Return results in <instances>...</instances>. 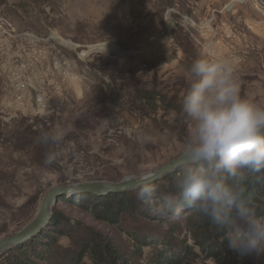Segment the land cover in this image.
<instances>
[{
  "label": "rangeland",
  "instance_id": "1",
  "mask_svg": "<svg viewBox=\"0 0 264 264\" xmlns=\"http://www.w3.org/2000/svg\"><path fill=\"white\" fill-rule=\"evenodd\" d=\"M0 21V240L28 224L53 187L119 183L181 156L191 126L181 99L195 58H238L241 94L264 103V0H0ZM58 131L60 142L38 141ZM182 168L154 181L156 211L125 213L117 224L82 205L112 193L60 195L22 245L48 264L33 258L44 245H73L52 235L59 220L65 232L111 241L123 264H149L163 243L193 247L189 209L178 217L163 205ZM192 250L193 264H214ZM243 254L264 264V253Z\"/></svg>",
  "mask_w": 264,
  "mask_h": 264
},
{
  "label": "clouds",
  "instance_id": "2",
  "mask_svg": "<svg viewBox=\"0 0 264 264\" xmlns=\"http://www.w3.org/2000/svg\"><path fill=\"white\" fill-rule=\"evenodd\" d=\"M238 63L236 57L201 56L187 66L181 99L191 121L181 148L187 163L163 205L191 208L201 222L224 232L232 251L264 253V214L244 199L248 182L264 184V103L241 94ZM64 135L43 133L38 141L55 144ZM136 198L156 211L158 185L142 182Z\"/></svg>",
  "mask_w": 264,
  "mask_h": 264
},
{
  "label": "trees",
  "instance_id": "3",
  "mask_svg": "<svg viewBox=\"0 0 264 264\" xmlns=\"http://www.w3.org/2000/svg\"><path fill=\"white\" fill-rule=\"evenodd\" d=\"M244 199L258 213L264 214V184L255 181L248 182ZM82 205L90 211L95 219L110 224H117L122 214L138 213L142 209L149 208L136 198V190L110 194L105 197L87 196L82 200ZM181 209L182 211L188 209L190 211L186 216V231L193 247L182 244L179 250L173 251L168 248V244L163 243V249L156 253L149 264H193L198 256L192 248H199L205 259H211L214 264H246L243 253L229 249L223 231L207 222H201L189 207L177 208L175 213H179L178 217L181 216ZM60 227L61 222L59 220L52 221L50 225L52 235L68 237L73 245L70 248L57 247L53 250L50 249L52 245L48 243L44 245L46 251L36 254L33 256L34 259L42 257L43 261L48 264H123L119 251L111 241L89 232L83 234L75 232L73 234L67 230V227L63 226L67 230L65 232ZM47 238L50 239V237ZM134 239L137 240V237L134 236ZM139 241L141 240H137V242ZM27 244L4 253L0 256V264H35L27 254V249L30 248ZM139 244L148 245L147 242H139ZM237 254L242 256L238 257Z\"/></svg>",
  "mask_w": 264,
  "mask_h": 264
},
{
  "label": "water",
  "instance_id": "4",
  "mask_svg": "<svg viewBox=\"0 0 264 264\" xmlns=\"http://www.w3.org/2000/svg\"><path fill=\"white\" fill-rule=\"evenodd\" d=\"M186 163L187 161L183 158V155H181L149 174L130 177L119 183L111 184L105 182H89L53 187L45 193L33 219L13 236L0 240V256L9 250L21 246L31 237L38 234L40 230L47 225L52 214V207L56 204L60 195L89 193L98 196H105L109 193L115 194L130 192L137 190L142 182H154L164 175L184 166Z\"/></svg>",
  "mask_w": 264,
  "mask_h": 264
},
{
  "label": "built area",
  "instance_id": "5",
  "mask_svg": "<svg viewBox=\"0 0 264 264\" xmlns=\"http://www.w3.org/2000/svg\"><path fill=\"white\" fill-rule=\"evenodd\" d=\"M3 24H4V22H1V21H0V28H1V26H2Z\"/></svg>",
  "mask_w": 264,
  "mask_h": 264
}]
</instances>
